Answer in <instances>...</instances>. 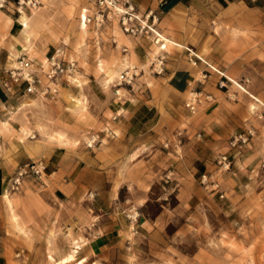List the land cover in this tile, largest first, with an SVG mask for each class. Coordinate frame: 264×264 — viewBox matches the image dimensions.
<instances>
[{"label": "rangeland", "instance_id": "rangeland-1", "mask_svg": "<svg viewBox=\"0 0 264 264\" xmlns=\"http://www.w3.org/2000/svg\"><path fill=\"white\" fill-rule=\"evenodd\" d=\"M90 8V0H41L37 9L23 11L32 20L40 21L28 38L22 31L21 14L10 7L0 9L3 17L0 18V39L6 34L9 47L5 53H0L3 75L12 63L11 58L23 50L36 59L56 51L63 52L65 59L75 61L74 80L63 81L55 100L24 95L17 88L10 91L2 88L8 100L7 109L12 112L10 125L4 123L0 150L12 147V141L40 138L94 151L103 138L111 137L105 135V130L121 117L117 109L125 106L121 102L123 99L137 93L152 99V94H158L155 89L158 86L154 87L147 80L158 76L148 69L153 55L151 43L144 44L146 65L136 64L142 66L141 73L130 84H119V74L135 64L128 51L122 50L123 46L129 48L130 37L121 32L115 21L101 27L88 23L83 29L81 15L90 12ZM119 34L126 36V42H121ZM261 46L263 53L255 58L254 65L231 72L219 71L225 81L222 89L229 94L227 99L230 100L224 111L231 115L238 113V109L231 108L235 107L231 102L238 100L234 94H245L249 100L240 103L247 116L264 109V101L249 94V85L264 87V39ZM203 72L207 74L206 81L212 72ZM219 72L215 74L221 75ZM201 74L198 73L199 79ZM183 108L182 129L191 125L189 117L195 114L184 103ZM172 128L167 120H161V141H152L149 148L134 149L127 158H119L123 164L125 159L137 164L146 156L161 153L149 164L150 187L147 190L144 184L137 182V173L122 171V163L118 167V179L111 185L103 183L99 177L88 176L87 181L93 180L96 186H102V195L98 196L99 200L93 196L85 199L83 207L92 208L95 204L102 209L86 214L76 212L70 218L87 225L98 224L95 234L101 236V246L96 248L100 252L96 264H264V136L256 146L251 145L250 139L237 152L228 148V141L233 134L244 130L231 134L227 147L218 155L225 152L232 162L228 170L219 172L215 160L206 165L195 160L194 150L188 145L189 134L175 132ZM150 132L157 134L154 130ZM92 133H99L101 141L86 147L85 141ZM2 139H8L9 144ZM173 154L179 158L176 160ZM202 173L213 175L219 183L217 190L204 187L200 182ZM141 189L146 195H141ZM92 191L98 192L88 189L87 195ZM5 205L10 211V222L15 223L14 208L28 211L36 203L27 197L16 203L10 199ZM5 205L2 203V209ZM1 237L0 231V243ZM79 245L73 242L66 247L45 246L44 254L33 252L31 256H28L31 250L27 247L12 246L11 264H57L55 261L68 253L74 254V261L83 264L85 258H79ZM84 248L88 254L92 247L86 243ZM17 252H20L19 257ZM49 254L54 259L49 258Z\"/></svg>", "mask_w": 264, "mask_h": 264}, {"label": "crops", "instance_id": "crops-1", "mask_svg": "<svg viewBox=\"0 0 264 264\" xmlns=\"http://www.w3.org/2000/svg\"><path fill=\"white\" fill-rule=\"evenodd\" d=\"M134 3L140 13L151 11L156 16V27L166 40L168 58L165 71L162 75L147 79L154 87L158 86L155 88L158 94H152V99H146L145 95L139 93L123 99L121 102L125 106L117 109V114L121 117L109 126L115 135L103 138L94 151L40 138L27 142L21 139L12 141V147L0 150V264H11L12 246L27 247L31 250L28 256H31L33 252L44 254L45 246L66 247L73 242H77V245L83 242L78 248L79 258H85L83 264H96V256L100 259V252L96 248L101 246V236L95 234L98 224L95 222L87 225L79 219L76 221L75 218H70L76 212L94 213V209L101 208V205L95 204L92 208L83 207L85 199L90 200L93 196L97 197L95 200H99L98 196L102 195V186H96L93 180L87 181V178L99 177L100 181L111 185L118 179V167L122 163V171L137 173V182L144 184V189L147 190L150 187L149 164L161 153L146 156L137 164L126 159L123 164L119 158H127L134 149L149 148L152 141H161V120L171 123L175 132L189 134L188 145L194 150L193 158L205 165L215 160L218 152L227 147L230 135L238 130L256 129V136L251 138L252 146L263 139L264 109L256 110L255 115L249 117L240 104L249 100L245 94H234L238 100L237 103L231 102L235 106L231 108L238 109L237 115L224 111L225 105L230 103L227 99L229 94L218 86L221 75L217 76L215 72L222 69L227 72L245 69L247 65H254L255 58L263 53L264 0H134ZM0 18L3 19L2 16ZM27 20L26 28L21 19L26 38L29 37L28 29L30 35L40 25L38 19L34 21L28 17ZM81 26L85 29V22L81 21ZM6 36H1L0 53L9 49ZM118 38L122 43L126 42V36L119 34ZM128 40V56L135 65L145 66L144 52L147 48L144 44L148 40ZM186 48L193 49L195 63L189 61ZM205 70L212 74L200 83L197 81L198 73ZM2 72L0 68V79L4 76ZM227 78L231 80L230 77ZM192 86L210 95L211 99L198 107L195 114L189 117L191 125L182 129L185 118L183 103ZM249 90L250 95L264 101V87L249 85ZM7 101L0 85V136L4 131V123H11L9 114L12 111L7 109ZM150 130L157 134H152ZM2 141L9 144L8 139ZM173 157L176 160L179 158L175 154ZM36 158H44L47 162L44 181L25 178L19 193H10L7 187L12 174L19 165ZM152 173H155L154 170ZM88 189H97L98 192L92 191L87 195ZM143 190L141 189L142 196L146 195ZM27 197L34 199L36 206L28 211L21 207L14 208L17 222L11 223L10 211L5 204L10 199L16 203ZM2 203L5 205L3 209ZM86 243L92 247L88 254L84 248ZM49 258L54 259L51 254ZM57 261L55 262L59 264Z\"/></svg>", "mask_w": 264, "mask_h": 264}, {"label": "built area", "instance_id": "built-area-1", "mask_svg": "<svg viewBox=\"0 0 264 264\" xmlns=\"http://www.w3.org/2000/svg\"><path fill=\"white\" fill-rule=\"evenodd\" d=\"M90 2V12L86 11L84 16H81V21L85 24L92 23L95 27H101L107 22L115 21L126 36L134 39H147L153 46V55L148 61V69L154 75L164 73L168 58L166 40L157 29V18L151 11L140 13L134 0H90ZM40 4L41 0H0V9L10 7L21 14L24 10L37 9ZM122 50L125 51L126 47L123 46ZM186 53L189 61L195 63L196 55L193 49L186 48ZM11 60L12 63L4 70V76L0 79L1 87L7 91L17 88L24 95L55 100L59 95L63 81L70 83L71 80H74L75 61L65 59L63 52L56 51L43 59H36L30 56L26 50H23ZM141 70V67L135 64L128 66L117 77L118 83L130 84L141 73ZM201 73V79L198 78L197 80L200 83L207 75L205 72ZM217 84L220 88L225 86L224 79L220 77ZM210 99V95L192 86L187 92L184 106L191 113H195L201 103ZM254 134L253 128H247L233 134L228 141V148L238 152L249 143ZM105 135L114 136L115 133L106 129ZM100 141V134L92 133L86 139L85 146L92 147ZM231 162L230 155L225 152L219 154L215 159L217 171L228 170ZM47 169L48 165L44 158H36L22 163L10 177L7 190H20L23 180L28 177L44 181L47 176ZM200 182L211 191L217 190L219 186L213 175L208 173L200 175ZM16 256L19 257L20 252H17Z\"/></svg>", "mask_w": 264, "mask_h": 264}, {"label": "bare ground", "instance_id": "bare-ground-1", "mask_svg": "<svg viewBox=\"0 0 264 264\" xmlns=\"http://www.w3.org/2000/svg\"><path fill=\"white\" fill-rule=\"evenodd\" d=\"M21 19H22V21H23V25H25L26 26V28L28 27V16L26 15V14H22L21 15ZM31 25V24H30ZM29 25V26H30ZM31 31V30H30ZM28 36H29V29H28ZM74 259V254H72V253H68L67 255H65V256H63L60 260H58V263L59 264H66L67 262H69V261H71V260H73ZM82 262V261H81ZM72 264H79V262H74V263H72Z\"/></svg>", "mask_w": 264, "mask_h": 264}]
</instances>
